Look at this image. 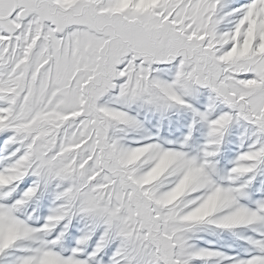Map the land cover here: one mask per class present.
Returning <instances> with one entry per match:
<instances>
[{
	"label": "snow or ice",
	"instance_id": "snow-or-ice-1",
	"mask_svg": "<svg viewBox=\"0 0 264 264\" xmlns=\"http://www.w3.org/2000/svg\"><path fill=\"white\" fill-rule=\"evenodd\" d=\"M0 264H264V0H0Z\"/></svg>",
	"mask_w": 264,
	"mask_h": 264
}]
</instances>
